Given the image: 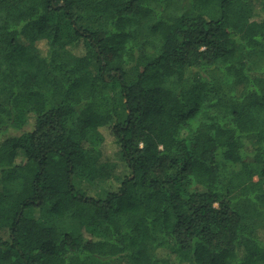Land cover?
<instances>
[{"label":"trees","instance_id":"trees-1","mask_svg":"<svg viewBox=\"0 0 264 264\" xmlns=\"http://www.w3.org/2000/svg\"><path fill=\"white\" fill-rule=\"evenodd\" d=\"M0 264H264V0H0Z\"/></svg>","mask_w":264,"mask_h":264}]
</instances>
